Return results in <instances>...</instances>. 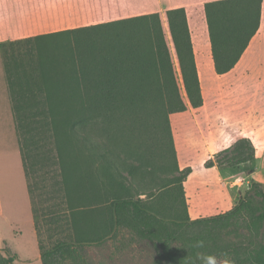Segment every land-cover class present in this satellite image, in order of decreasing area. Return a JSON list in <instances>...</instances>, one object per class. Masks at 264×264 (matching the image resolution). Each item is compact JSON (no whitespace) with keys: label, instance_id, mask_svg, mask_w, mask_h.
I'll list each match as a JSON object with an SVG mask.
<instances>
[{"label":"trees","instance_id":"1","mask_svg":"<svg viewBox=\"0 0 264 264\" xmlns=\"http://www.w3.org/2000/svg\"><path fill=\"white\" fill-rule=\"evenodd\" d=\"M262 3L205 4L218 74L231 71L247 50L261 24ZM166 14L165 27L160 13H148L17 40L11 42L21 46L16 52H6L3 44L43 264H93L85 247L105 245L125 230L154 248L152 264H264L263 182L251 178L225 212L196 219L189 215L184 182L193 168L178 165L170 116L201 107L204 96L187 10L172 8ZM168 25L187 99L167 39ZM26 43L30 45L24 48ZM96 119L113 121L126 134L125 153L138 163L126 168L129 177L142 168L154 173L157 148L174 161L173 170L164 168L177 174L158 192H149V202L128 193L133 186L110 152L90 139ZM256 159L251 140L242 138L220 151L216 162L237 168ZM40 165L53 166L60 176L56 182L74 232L48 248L40 241L30 182ZM166 199L170 208L154 203ZM57 216L49 221L58 224ZM18 258L0 250V264H15Z\"/></svg>","mask_w":264,"mask_h":264},{"label":"rangeland","instance_id":"2","mask_svg":"<svg viewBox=\"0 0 264 264\" xmlns=\"http://www.w3.org/2000/svg\"><path fill=\"white\" fill-rule=\"evenodd\" d=\"M2 17L6 23V29L0 31V55L2 56L3 44L7 46L6 52H16L21 46L17 44L12 46L11 42L39 34L114 21L109 20L113 16L108 15L34 16L7 14ZM161 17L165 27L164 23L167 22L168 24L167 14L161 15ZM188 19L204 103L199 108L189 106L183 112L173 113L170 120L180 169L191 166L193 170H196V174L198 172V177H203V173L205 174L206 178L197 187L195 194L205 202H209L210 198L214 197L213 194L224 198L226 202L224 207L215 206L212 211H208L218 214L225 208L233 207L237 203L240 191L245 192L251 178L257 175L255 165L264 163V0L261 10V24L257 33L252 38L246 53L244 52V56L242 55L240 63L238 62L231 71L225 74H218L215 70L205 6L196 7L192 13L188 14ZM69 25H77V27H67ZM165 31L174 58L179 85L184 98L187 99L169 25L168 30L165 28ZM28 45L30 44L26 43L22 46L27 48ZM81 132L82 130L79 129V134ZM88 135L93 142L110 152L120 171L126 176L127 179L125 180L131 182L133 186L128 193L137 198L149 202L148 193L158 192L171 176L177 174L174 171H172L173 173L167 172L171 168L173 170L174 161L157 148L155 152L156 164L153 167L156 169L154 173L151 174L142 168L138 175L129 177L126 168L138 163L125 153L123 140H125L126 134L113 121L96 119L94 124L90 126ZM233 135H236L237 139L233 141L231 146H234L242 138L251 140L256 149V161L241 164L237 168L218 166L217 154L225 149L228 142H232ZM78 137L80 138V135ZM211 162L214 163V166L208 167ZM165 165L168 168L167 171L164 168ZM39 169V172H36L37 175H32L30 182L34 184V203L38 215H40L42 228L40 241L45 248H48L58 239H69V236H73L74 232L70 226L65 195L63 192H59L56 182L60 176L57 175L53 166L44 167L40 165ZM212 169L219 174L215 182L211 180L213 179ZM260 171L264 173L263 168ZM25 182L22 169L21 185L17 182L15 196L12 195L11 198L16 200V203L20 202L21 204L19 224L22 228L16 227L18 237L14 240L16 243L12 242V246L15 247L16 244H19L20 251L30 255L29 257L24 256V259L18 260L16 264H43L39 238L36 235V243V232L34 233L33 226L31 227L28 221L31 215L30 210L24 205L25 201H29ZM184 187L188 212L191 217L190 206L192 201L190 200H192L194 191L188 185L189 195H187L185 182ZM123 193L126 194V191ZM154 203L170 208L171 200H156ZM50 216H57L59 223L49 221ZM82 225L86 227L85 224ZM85 249L84 254L93 264H152L156 256L154 248L142 241L140 242L130 233V230H125L120 238L113 239L105 245H88ZM14 253L11 249L10 254ZM36 254L38 255L36 256ZM64 264L72 263L67 261ZM223 264L227 263L223 262Z\"/></svg>","mask_w":264,"mask_h":264},{"label":"crops","instance_id":"3","mask_svg":"<svg viewBox=\"0 0 264 264\" xmlns=\"http://www.w3.org/2000/svg\"><path fill=\"white\" fill-rule=\"evenodd\" d=\"M210 1L215 0H0V31L6 29L5 19L2 16L7 14L34 16L108 15L113 16L109 18V20H115L148 13H160L161 15H165L168 9L178 7H185L189 14L190 12L192 13L196 7H204L205 4ZM67 27H77V25H69ZM235 139H237V136L233 135L232 142H228L225 148L230 147ZM262 168L264 169L263 162H261L260 165H255L257 173L255 178L264 183V173L260 171ZM22 169L29 196V201H25L24 205L30 210L31 215L28 221L31 227L33 226L34 233L36 232V238L37 231L33 221L32 201L23 166L13 99L6 78L4 58L0 55V250L7 249L11 252L12 249L17 253L19 258L15 261V264L16 262L18 263V260H23L24 256H30L20 251L19 244H16L15 247L12 246V242L18 237L16 235V227L20 226L19 215L21 214L22 208L20 202L16 203V200H12L11 198L12 195L15 196L17 182L21 185ZM203 175V177H198V172L196 174V170L194 169L189 175V178L185 181L187 195H189L188 185L192 187L194 191L192 200H190L192 201L190 206L192 219L204 217L206 215H216L208 211H212L215 206L224 207L226 205L225 199L215 194H213L214 197L210 198L209 202H205L195 194L197 187L206 178L204 173ZM218 175L219 174L212 169V182H215ZM231 208L232 207H227L222 212ZM206 212H208V214H205ZM14 242L16 243V241ZM37 255L38 254H36V256Z\"/></svg>","mask_w":264,"mask_h":264},{"label":"clouds","instance_id":"4","mask_svg":"<svg viewBox=\"0 0 264 264\" xmlns=\"http://www.w3.org/2000/svg\"><path fill=\"white\" fill-rule=\"evenodd\" d=\"M197 246L202 247L203 246V242H199Z\"/></svg>","mask_w":264,"mask_h":264}]
</instances>
